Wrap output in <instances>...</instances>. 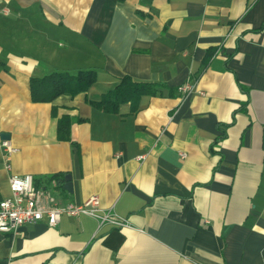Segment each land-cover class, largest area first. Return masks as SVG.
Masks as SVG:
<instances>
[{"label":"crops","instance_id":"obj_1","mask_svg":"<svg viewBox=\"0 0 264 264\" xmlns=\"http://www.w3.org/2000/svg\"><path fill=\"white\" fill-rule=\"evenodd\" d=\"M84 71L87 92L32 102V78ZM126 77L162 88L96 110ZM13 176L125 226L44 219L0 233V264H264V0H0L1 201Z\"/></svg>","mask_w":264,"mask_h":264},{"label":"built area","instance_id":"obj_2","mask_svg":"<svg viewBox=\"0 0 264 264\" xmlns=\"http://www.w3.org/2000/svg\"><path fill=\"white\" fill-rule=\"evenodd\" d=\"M194 90L189 83L180 88L183 94H190ZM201 95L204 96L203 93ZM6 169H11V158L17 153L8 141L2 142ZM145 156L139 161H144ZM11 197L0 203V233L9 234L17 232L21 227L37 224L44 219L50 228H55L63 217L90 216L96 218L101 224L111 223L118 227L125 226V222L99 214V199L91 197L86 203L78 205L69 203L61 205L51 190L38 188L32 176H13L9 180Z\"/></svg>","mask_w":264,"mask_h":264},{"label":"trees","instance_id":"obj_3","mask_svg":"<svg viewBox=\"0 0 264 264\" xmlns=\"http://www.w3.org/2000/svg\"><path fill=\"white\" fill-rule=\"evenodd\" d=\"M95 83V71L79 72L77 75L53 72L42 78H32L30 81L32 102L52 103L60 96L75 97L87 92ZM161 88V85L135 83L126 77L113 90L103 95L100 101L92 102V105L103 113L116 114L121 105L130 104L132 111L136 112L142 97L156 96ZM58 137L61 141L71 140L70 122L67 119L59 121Z\"/></svg>","mask_w":264,"mask_h":264},{"label":"water","instance_id":"obj_4","mask_svg":"<svg viewBox=\"0 0 264 264\" xmlns=\"http://www.w3.org/2000/svg\"><path fill=\"white\" fill-rule=\"evenodd\" d=\"M2 139L4 141H6L7 139H9V136L8 135H2ZM64 189L71 193L72 192V184L67 181L66 185L64 186Z\"/></svg>","mask_w":264,"mask_h":264}]
</instances>
